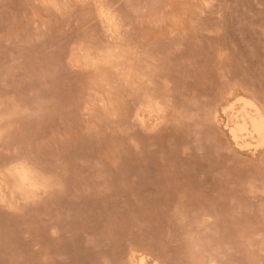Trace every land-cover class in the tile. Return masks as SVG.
Listing matches in <instances>:
<instances>
[{
  "label": "rangeland",
  "instance_id": "rangeland-1",
  "mask_svg": "<svg viewBox=\"0 0 264 264\" xmlns=\"http://www.w3.org/2000/svg\"><path fill=\"white\" fill-rule=\"evenodd\" d=\"M242 99L264 119V0H0V174L42 184L0 200V264H264Z\"/></svg>",
  "mask_w": 264,
  "mask_h": 264
},
{
  "label": "bare ground",
  "instance_id": "bare-ground-1",
  "mask_svg": "<svg viewBox=\"0 0 264 264\" xmlns=\"http://www.w3.org/2000/svg\"><path fill=\"white\" fill-rule=\"evenodd\" d=\"M98 11H101V10H98ZM101 14L105 17V15L102 12H101ZM110 19H112V18H110ZM101 22H102V20H101ZM106 22H107L108 26L110 27V30H112L113 25H112L111 21L106 19ZM102 24H104V23H102ZM113 33H114V31H113ZM109 61L110 60H106L107 63H109ZM239 99H241V98H239ZM239 99H237V100H239ZM237 102L238 101H236V103ZM241 102H242V105H240L241 109L239 111H237V113L235 115L236 121L232 120V121H235L234 123L236 126L233 127V125L232 126L229 125L231 127V134H232L233 140L235 141V143L237 145H240V146H245L250 141H257V147L262 146L264 144V119L257 112V110H256L257 108L255 107L256 108L255 109L251 102L246 101L244 99H242ZM238 103H240V102H238ZM238 103H237V106H238ZM230 108H232L231 104H230V107L228 109L232 110ZM227 110H225V111H227ZM227 112H225V113L227 114ZM228 113H230V112H228ZM232 116H234V115H232ZM158 120H159V118L156 117L155 120H153V121L157 122ZM146 123H147V121H146ZM229 123L231 124L230 121H229ZM41 189H42V184H41L40 180L38 179V176H36L31 171V169L25 164H19L18 163V165L13 166L12 168L8 169L5 172L3 171L0 174V200L3 203L7 202V198H9V196L12 198V196H14L15 194H17L19 197H21L25 201L30 200L32 195H34V193L36 194ZM140 264H145V263L143 260H141Z\"/></svg>",
  "mask_w": 264,
  "mask_h": 264
}]
</instances>
